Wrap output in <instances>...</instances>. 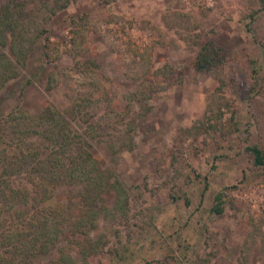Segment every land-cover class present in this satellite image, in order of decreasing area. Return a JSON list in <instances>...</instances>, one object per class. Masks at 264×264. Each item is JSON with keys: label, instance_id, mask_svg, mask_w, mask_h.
Masks as SVG:
<instances>
[{"label": "rangeland", "instance_id": "rangeland-1", "mask_svg": "<svg viewBox=\"0 0 264 264\" xmlns=\"http://www.w3.org/2000/svg\"><path fill=\"white\" fill-rule=\"evenodd\" d=\"M63 1L0 88V115L89 97L75 124L90 122V151L118 195L108 206L110 188L93 225L60 234L40 262L65 252L75 264H264V167L244 149H264V9L250 16L260 0ZM207 38L229 58L192 71ZM79 188L53 193L68 221Z\"/></svg>", "mask_w": 264, "mask_h": 264}, {"label": "trees", "instance_id": "trees-1", "mask_svg": "<svg viewBox=\"0 0 264 264\" xmlns=\"http://www.w3.org/2000/svg\"><path fill=\"white\" fill-rule=\"evenodd\" d=\"M65 2L0 1V88L24 69L28 52L45 32V14L56 12ZM260 8L264 9V0L250 12L251 18ZM228 58L226 48L207 38L189 66L192 71H208L221 67ZM85 99L89 102L90 98L79 94L63 108L44 101L33 112L16 105L0 115V264H75L65 252L43 263L39 258L66 230L84 231L91 216L107 207L103 198L110 188L115 196L108 206H114L117 187L109 181L110 171L92 156L90 122L82 130L75 124L76 120L86 121ZM244 149L252 165L264 167L261 146L249 143ZM61 184L80 187L76 212L69 221L60 212L61 205L51 204ZM224 203L222 192L217 191L211 211L220 213ZM61 220L68 224L63 226Z\"/></svg>", "mask_w": 264, "mask_h": 264}]
</instances>
